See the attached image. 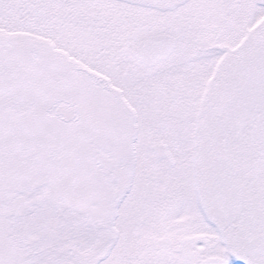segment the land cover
<instances>
[{"label": "snow or ice", "instance_id": "6c2138e0", "mask_svg": "<svg viewBox=\"0 0 264 264\" xmlns=\"http://www.w3.org/2000/svg\"><path fill=\"white\" fill-rule=\"evenodd\" d=\"M0 264H264V0H0Z\"/></svg>", "mask_w": 264, "mask_h": 264}]
</instances>
